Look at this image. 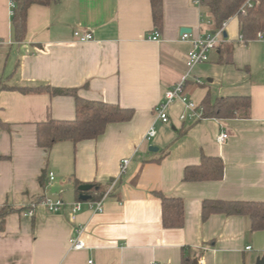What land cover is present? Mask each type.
Here are the masks:
<instances>
[{
    "label": "crops",
    "instance_id": "crops-1",
    "mask_svg": "<svg viewBox=\"0 0 264 264\" xmlns=\"http://www.w3.org/2000/svg\"><path fill=\"white\" fill-rule=\"evenodd\" d=\"M13 7V0H0V78L13 87L0 91V205L26 208L49 194L66 206L52 213L38 205L31 217L23 209L9 213L0 232V264H181L184 247L198 264H255L264 254V231H251L243 215L215 213L202 220L201 202L264 201V42L241 40L237 17L226 20L220 46L230 45L231 62L218 61L220 46L211 51L208 61L189 72L186 100L174 99L162 122L155 107L188 70L190 43L182 40L181 29L194 36L214 31L200 3L163 0L159 40L148 38L155 31L150 0L33 4L21 42L14 36ZM74 31L93 37L80 42ZM45 86L76 88L84 99L118 103L134 115L108 124L96 139L43 149L36 143V124L75 116L72 95L16 89ZM206 94L211 100L248 95L250 116L200 119L196 106ZM150 127L156 134L146 140ZM221 132L228 137L220 144ZM202 152L221 157L222 179L182 181L184 167L199 163ZM123 158L129 163L120 177ZM115 180L101 212L75 192V181L109 187ZM154 191L183 200V227L162 225ZM75 201L81 208L71 220L69 204ZM79 226L84 247L71 250L69 239Z\"/></svg>",
    "mask_w": 264,
    "mask_h": 264
},
{
    "label": "trees",
    "instance_id": "trees-1",
    "mask_svg": "<svg viewBox=\"0 0 264 264\" xmlns=\"http://www.w3.org/2000/svg\"><path fill=\"white\" fill-rule=\"evenodd\" d=\"M52 0H13L12 25L17 42L25 38L27 29L28 9L33 4L48 5ZM247 0H200V5L208 10L212 28L222 27L223 23L232 16L237 17L240 38L249 41L256 37L257 32L264 31V0H252L250 6L241 7ZM154 30L163 28V0H150ZM220 46V45H219ZM231 47L229 44L220 46L218 61L228 64L231 62ZM8 88L0 78V91ZM22 92L46 91L52 95H72L75 98V116L72 119H49L36 124V143L43 149L50 148L54 143L68 140L77 143L83 140L96 139L102 135L108 124L129 121L134 115V109L122 107L118 103H108L84 99L77 95L76 88L63 89L49 86L26 88L16 87ZM200 109L199 118H234L249 117L251 99L248 95H228L211 100L208 94L196 106ZM4 122L0 119V126ZM4 158L0 155V159ZM161 156L159 157V159ZM224 175V163L219 156H209L203 152L197 164L184 167L182 181L220 180ZM44 174L39 177L42 185ZM79 181H75V192L80 194ZM92 187L85 193L88 200H99L106 188L101 183H91ZM160 200L161 221L165 228H181L184 225V202L180 197L167 196L161 191L153 192ZM42 196L36 198L40 199ZM27 208V207H26ZM16 208L10 205H0V232L4 230L6 216ZM247 216L250 230L264 231V201L255 200H225L206 198L201 202V218L206 220L211 214ZM193 256L186 247L182 248L181 264H192ZM168 264V263H160Z\"/></svg>",
    "mask_w": 264,
    "mask_h": 264
},
{
    "label": "built area",
    "instance_id": "built-area-1",
    "mask_svg": "<svg viewBox=\"0 0 264 264\" xmlns=\"http://www.w3.org/2000/svg\"><path fill=\"white\" fill-rule=\"evenodd\" d=\"M196 2L199 3L200 0H196ZM251 4H252V0H247V2L241 7V10H244L245 6L247 5L250 6ZM224 25H225V22L223 23L221 28L215 30L214 32H209L203 36H194L191 32L182 33L181 35L182 40L189 41L190 43V49L188 50L187 56H186V65H187L188 70L183 75V77L178 83H176L170 89L166 90L165 101L155 107L156 118L158 120L162 122L168 121L169 117H168L166 110L169 104L174 99L186 100V97L182 93H183V86L189 75V72L198 63L206 62L209 60V53L215 50L220 45V43L223 41ZM74 36L80 42L89 41L93 37L90 32H80V31H74ZM159 36H160L159 32L155 30L153 34L150 35L148 38L150 40H159ZM256 38L264 42V32L263 31L257 32ZM187 107L192 111L195 109V105L191 101L187 102ZM181 118H184V116L182 115ZM155 134H156V130L153 127H150L148 131L146 132L144 138L146 140H150L151 138L155 136ZM227 137H228V134L226 132H221L216 137V141L221 144L227 139ZM128 163H129V159L127 158H123L121 160L120 170H119L120 177L126 172ZM48 178H49V181L52 180L54 178V174L52 172H49ZM116 182L117 180H115L107 188V190L104 192V194L99 200H95V201L87 200L86 201L88 205L93 208L95 212H101L103 210L104 198L111 193ZM38 205L43 206L44 209H46L49 212L59 213L65 208L66 203L61 198H54L49 194H45L42 196V198L29 203L27 208L23 210V213L30 217L33 216L35 213V209ZM80 208H81V201H75L69 204V216L71 220L75 219L76 213L80 210ZM82 231H83V227L79 226L76 230V235L69 239V248L71 250L82 249L84 247V242L80 237ZM247 248H250V246H248ZM89 263H91V261H89Z\"/></svg>",
    "mask_w": 264,
    "mask_h": 264
},
{
    "label": "water",
    "instance_id": "water-1",
    "mask_svg": "<svg viewBox=\"0 0 264 264\" xmlns=\"http://www.w3.org/2000/svg\"><path fill=\"white\" fill-rule=\"evenodd\" d=\"M181 31L188 32V31H190V29L189 28H182ZM223 36L226 37V33L225 32H223ZM149 150L150 151H157L158 150V147H156V146H150L149 147ZM91 187H92V184L91 183H83V184H81V185L78 186V189L81 192L80 195H79V199L80 200L86 201V200L89 199V195L86 194L85 192L88 191ZM192 264H198V258H193L192 259ZM255 264H264V254L262 256H259L256 259Z\"/></svg>",
    "mask_w": 264,
    "mask_h": 264
},
{
    "label": "rangeland",
    "instance_id": "rangeland-1",
    "mask_svg": "<svg viewBox=\"0 0 264 264\" xmlns=\"http://www.w3.org/2000/svg\"><path fill=\"white\" fill-rule=\"evenodd\" d=\"M151 141H152V140H151ZM149 142H150V141H149ZM41 198H42V197H41ZM33 201H35V200H33ZM31 202H32V201H31ZM31 202H30V203H31Z\"/></svg>",
    "mask_w": 264,
    "mask_h": 264
}]
</instances>
